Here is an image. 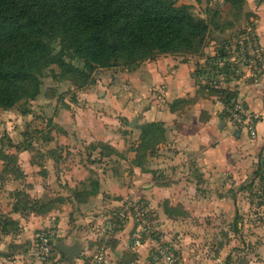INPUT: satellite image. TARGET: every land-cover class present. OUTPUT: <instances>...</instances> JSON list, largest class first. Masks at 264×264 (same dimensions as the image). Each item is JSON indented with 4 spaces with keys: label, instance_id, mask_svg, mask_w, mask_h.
I'll list each match as a JSON object with an SVG mask.
<instances>
[{
    "label": "crops",
    "instance_id": "crops-1",
    "mask_svg": "<svg viewBox=\"0 0 264 264\" xmlns=\"http://www.w3.org/2000/svg\"><path fill=\"white\" fill-rule=\"evenodd\" d=\"M251 4L249 19L253 24H209L210 37H206L203 53H188L186 58L162 53L145 61L138 72L141 101L136 108L130 105V112L123 104L112 103L109 108L98 101L99 106L88 109L90 113L86 116L78 115L76 120L70 121L72 114L63 120L56 118L62 131L55 136V141L70 151L66 158L67 168L63 158L57 162L50 158L39 164L32 152L18 151L15 160L22 177H14L13 188L17 187L16 191L24 193L30 201H45L50 205L15 209L11 202L5 213L11 217L12 229L0 232V251H6L10 244L19 250H29L33 245V234L40 228L52 226L58 236H63L59 239L65 243L74 237L82 242L81 254L70 258L67 264H85L86 254L98 247L104 248V264H150V244L129 246L135 227L131 219L117 220L112 229L106 228L128 195L144 197L156 208L163 231L177 225L178 220L174 217L179 216L162 210L160 206L164 203L172 207L183 205L191 215H197L198 211L192 209L197 210L199 206L206 210L212 206V214L221 210L230 213L233 207L226 194L207 200L190 198V195L191 190L223 179L224 175L234 177L246 172V166L264 146V0H253ZM240 27H249L255 35L260 70L250 74L246 68L238 81L224 79L214 86L206 79L208 70L222 67V64H213L218 58L215 56L217 50ZM215 34H221L223 38L217 40ZM216 90H237L248 107L260 112L254 137L245 129L234 128L225 122L221 104L214 98ZM113 109L120 111L122 120L132 119V109L140 112L142 119L135 118V126L129 122L131 129L122 128ZM152 121L160 123L169 143H159L160 148H165L163 153L161 150L158 154L146 153L145 159H140L137 164L133 149L140 143L141 125ZM123 129L126 130L124 135L120 133ZM130 139L135 143L129 144L127 149ZM81 141L95 144L91 150L97 149L98 159L105 162L99 166L93 164L91 169L80 163L74 147ZM102 144L108 147L101 149ZM126 161L129 165L124 164ZM39 262L34 257L30 261L32 264Z\"/></svg>",
    "mask_w": 264,
    "mask_h": 264
},
{
    "label": "rangeland",
    "instance_id": "rangeland-1",
    "mask_svg": "<svg viewBox=\"0 0 264 264\" xmlns=\"http://www.w3.org/2000/svg\"><path fill=\"white\" fill-rule=\"evenodd\" d=\"M190 1L191 13L195 17L210 21L211 24L239 26L253 24V20L249 19L251 14L249 8L253 0H242L237 3L238 5H233L229 0ZM177 3L183 2L178 0ZM49 44L51 55L60 56L63 64H44L41 72L37 74L38 91L34 96H24L8 108L0 106V232L12 229L11 217L5 213L11 202H13L12 208L15 209L18 206L27 208L31 206L35 209L39 208V205L40 207L50 205L44 203L45 201H40L43 204L30 201L23 195L24 193L16 191L17 187L13 188L14 177H22L16 164V153L27 149L33 153L34 160L39 164L44 160L47 162L50 158L54 162L61 158L66 160L70 151L66 146L58 145L55 141V136L62 131L55 119L63 120L69 118L70 114L72 117L69 121L72 118L76 120L78 115L86 116L90 113L88 109L95 105L99 106L96 104L98 101L102 102V106L109 108L113 106L112 103L117 102L121 106L123 104L129 107L130 112L131 106L136 108L137 103L141 101L138 88L140 68L145 61L162 54L154 52L150 58L139 63L121 62L113 67L88 69L82 58L61 43L60 37L50 41ZM168 54L186 58L188 52H169L166 55ZM119 112L114 110L113 114L120 121L121 127L131 129L129 125L131 119L122 120ZM130 116L138 118L139 121L142 119L141 113L134 112L133 109ZM160 127L162 128L161 125ZM123 132L126 130L123 129L120 133L124 135ZM162 142L169 143L163 131L147 143L148 149L138 159L144 160L146 153L158 154V150L163 153L165 148L158 146ZM131 143L135 141L130 139L126 145L127 149ZM93 146L95 147V144L88 145L81 141L77 142V147H74L77 148L75 153L79 154L77 160L90 169L92 168L90 166H99L105 162L98 159L100 156L97 149L91 150ZM124 164L129 165L127 161ZM64 166L67 168V160L64 161ZM176 166L179 167L178 164ZM246 168L244 173L242 171L234 177L232 174L224 175L223 179L210 181L204 184L203 188L191 190L190 198L198 197L202 200L210 199L216 194L228 195L233 207L230 213L221 210L217 214H212L210 209L212 206L207 207V210L199 206L197 210L195 207L192 209L193 212L198 211L197 215H191L183 205L172 207L164 203L160 206L162 210L179 216L174 217L178 220L175 222L177 225H171L167 231H163L161 229L164 227L158 221L156 208L152 207L153 216L150 219L154 221L155 226L150 235L155 237L161 234L162 239L158 241L159 243L172 244L174 253L178 257V264H264V146ZM140 198L147 201L144 197L140 196ZM119 209L120 207L117 211ZM57 233L54 240L63 238ZM147 243L149 244V241ZM36 251L37 240L33 234V245L29 250L26 248L19 250L10 244L6 246V251H0V264H32L30 263L32 257L39 260ZM67 261H70V258L62 257L58 253L56 260L50 263L40 261L39 264H67ZM149 263L152 264L150 261Z\"/></svg>",
    "mask_w": 264,
    "mask_h": 264
},
{
    "label": "trees",
    "instance_id": "trees-1",
    "mask_svg": "<svg viewBox=\"0 0 264 264\" xmlns=\"http://www.w3.org/2000/svg\"><path fill=\"white\" fill-rule=\"evenodd\" d=\"M177 2L0 0V106L8 108L24 96H34L37 74L44 64H63L60 56L50 53L49 43L57 37L88 69L139 63L154 52H202L211 22L195 17L191 4ZM229 2L238 5L242 0ZM216 54L227 69L230 63L223 45ZM162 131L158 122L141 125L140 143L133 149L135 163H140L138 158L148 149L147 143Z\"/></svg>",
    "mask_w": 264,
    "mask_h": 264
},
{
    "label": "built area",
    "instance_id": "built-area-1",
    "mask_svg": "<svg viewBox=\"0 0 264 264\" xmlns=\"http://www.w3.org/2000/svg\"><path fill=\"white\" fill-rule=\"evenodd\" d=\"M227 54L230 66L213 69L210 68L206 79L214 86H218L222 80L238 81L248 68L250 74L258 72L261 65L258 42L250 28L238 30L230 36L223 46ZM214 65L223 64L217 58ZM205 78V76L202 75ZM230 94L214 95L221 104V113L227 124L234 128L245 129L251 137L256 135V123L260 118V112L248 107L240 97L237 90H231ZM152 206L140 196L128 195L122 202L120 209L107 222L106 228L112 229L117 220L122 222L131 219L134 222V231L131 234L129 246L138 247L149 241L148 257L152 264H178V257L174 253L173 246L169 242L159 243L161 234L153 237L150 235L154 230ZM161 231V230H160ZM162 232V231H161ZM57 230L52 227L40 228L35 232L37 240V251L39 261L50 263L56 260L58 251L54 246V238ZM105 251L98 247L95 251L86 254L85 264H104Z\"/></svg>",
    "mask_w": 264,
    "mask_h": 264
},
{
    "label": "water",
    "instance_id": "water-1",
    "mask_svg": "<svg viewBox=\"0 0 264 264\" xmlns=\"http://www.w3.org/2000/svg\"><path fill=\"white\" fill-rule=\"evenodd\" d=\"M217 40H220L219 38H223L221 34H215L214 35ZM135 118L132 117L131 124L132 126H135ZM55 248L61 252L63 255H65L68 258H76L78 257L82 252V242L77 238L74 237L69 243H65L61 239H57L54 241Z\"/></svg>",
    "mask_w": 264,
    "mask_h": 264
}]
</instances>
